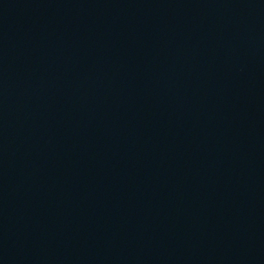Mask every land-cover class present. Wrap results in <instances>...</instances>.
Segmentation results:
<instances>
[{
	"label": "water",
	"instance_id": "water-1",
	"mask_svg": "<svg viewBox=\"0 0 264 264\" xmlns=\"http://www.w3.org/2000/svg\"><path fill=\"white\" fill-rule=\"evenodd\" d=\"M0 264H264V0H0Z\"/></svg>",
	"mask_w": 264,
	"mask_h": 264
}]
</instances>
